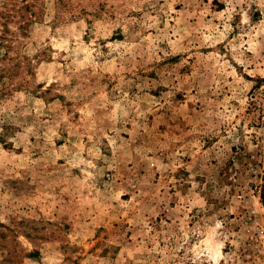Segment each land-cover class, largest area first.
<instances>
[{"label":"rangeland","instance_id":"rangeland-1","mask_svg":"<svg viewBox=\"0 0 264 264\" xmlns=\"http://www.w3.org/2000/svg\"><path fill=\"white\" fill-rule=\"evenodd\" d=\"M0 264H264V0H0Z\"/></svg>","mask_w":264,"mask_h":264}]
</instances>
